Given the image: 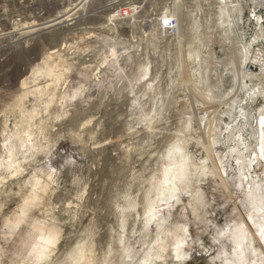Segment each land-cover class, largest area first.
I'll list each match as a JSON object with an SVG mask.
<instances>
[{
    "label": "rangeland",
    "instance_id": "obj_1",
    "mask_svg": "<svg viewBox=\"0 0 264 264\" xmlns=\"http://www.w3.org/2000/svg\"><path fill=\"white\" fill-rule=\"evenodd\" d=\"M80 2L0 6V264H142L151 250L156 264H264V70L237 64L250 43L264 56L259 0ZM49 58L60 85L40 75ZM177 144L193 166L179 197L156 205L161 234L146 200L160 198ZM50 230L59 240L37 262Z\"/></svg>",
    "mask_w": 264,
    "mask_h": 264
},
{
    "label": "bare ground",
    "instance_id": "obj_2",
    "mask_svg": "<svg viewBox=\"0 0 264 264\" xmlns=\"http://www.w3.org/2000/svg\"><path fill=\"white\" fill-rule=\"evenodd\" d=\"M86 0H81V2L76 6V8L78 6H80L83 2H85ZM264 0H259V6H263L264 7ZM115 3V2H114ZM84 5V3H83ZM75 8V9H76ZM74 9V8H72ZM71 11V10H70ZM73 13V12H72ZM64 17V15L62 16V18ZM67 17V15H66ZM58 21L59 19L57 20H52V21H47L45 23H42V24H38V25H34L32 27H28L27 31L28 32H23L22 34H29V33H34V32H37V31H41L43 29H46L50 26H55L58 24ZM111 21V20H110ZM258 21L259 23L261 24L262 23V17H258ZM163 26V25H162ZM26 30V29H25ZM260 33L256 36L255 38V41L259 40L262 36H263V32H262V27L259 31ZM4 39V37H1L0 40ZM3 41V40H2ZM253 46V43H250L249 45H246V46H243L242 49L243 51H240L238 53V58L240 59V62L238 64V66H241L243 64V62H245L246 64L250 63V64H256V65H262V59L264 58L263 56L259 55V53H256L257 56H255V54L250 57V54H251V51L248 50L251 49ZM67 48V47H66ZM60 52V51H59ZM60 55H58L59 57ZM50 59L49 58L48 60H46V62H44V66L40 73V75L43 73V75H45V77H48V78H52L53 81L55 82H60V81H63L62 77V73L60 72L59 73V66L58 65H53V64H50ZM48 61H50L48 63ZM205 62V61H204ZM52 63V62H51ZM61 63V62H60ZM65 63V62H64ZM63 63V64H64ZM200 63V62H199ZM42 64V63H41ZM62 64V65H63ZM203 64V63H202ZM61 66V65H60ZM65 66V64H64ZM63 67V66H62ZM41 68V67H40ZM64 68V67H63ZM65 69V68H64ZM262 70L263 67L261 68ZM70 70V69H69ZM67 72V71H66ZM33 73V71H32ZM64 74H66L65 72H63ZM69 74V73H68ZM68 74L66 76H68ZM263 74H264V71H263ZM31 75L33 76V74L28 73V76L26 78H24L21 82V87H25L27 86V81L31 78ZM38 75V74H37ZM36 75V76H37ZM39 75V76H40ZM70 75V74H69ZM200 76L201 78L207 83L208 82V78H207V73H206V69L205 68H200ZM38 77V76H37ZM44 77V78H45ZM35 78V77H34ZM47 78V79H48ZM65 78V77H64ZM67 78V77H66ZM32 79V78H31ZM62 79V80H61ZM238 79L240 80V86L244 85L242 83V80L245 79V78H240V75L238 76ZM203 81V83H204ZM54 83V82H53ZM65 84V83H64ZM55 84H53L54 86ZM60 85V83H59ZM52 86V85H51ZM57 86V85H56ZM70 86V85H69ZM60 87V86H58ZM53 88V87H52ZM47 89V88H46ZM59 89V88H58ZM49 90V89H48ZM52 90V89H51ZM260 91V94L264 97V89H258ZM58 91V90H57ZM212 91V90H211ZM50 92V91H48ZM47 92V93H48ZM46 93V92H45ZM54 93V92H53ZM49 94V93H48ZM55 95V93H54ZM47 97V96H46ZM51 97V96H49ZM63 98V97H62ZM52 99V98H51ZM56 99V97H55ZM203 99V98H202ZM63 100V99H62ZM53 101V100H51ZM50 101V102H51ZM206 101V100H205ZM239 100H237L238 102ZM62 102V101H61ZM204 104V103H202ZM238 104V103H237ZM242 104V103H241ZM208 106V105H207ZM212 107V104L211 106ZM239 108V107H238ZM208 110H211L208 109ZM213 110V109H212ZM242 110V109H241ZM209 121V120H208ZM259 128H257V135H258V140L259 142L262 140V147H261V150H262V153L264 155V107L261 108L260 110V123H259ZM12 157V155H11ZM166 158L168 159L169 161V166H168V169L166 170L165 172V178L164 180L160 181L159 184L157 185V190L160 191V198L159 199H149V197L147 196V204H148V210H147V213H146V223H150L151 221L155 220L158 225H159V229L162 231L161 234L164 233V225H165V221L159 217V214L157 212V206L156 205H159L158 203L160 202H166V201H169V200H172V199H175V198H178L179 195L177 194L178 193V182H180L181 180L187 178L189 176V172H190V167L193 166L192 164V160H191V157H190V154L187 153V151H185L183 148L179 147L178 144L177 145H174L172 148H170V150L167 152V155H166ZM256 160V159H255ZM15 165V163H13V161L9 164V168L12 169V167ZM216 171L218 173H220V167L219 165H216ZM45 193V192H44ZM159 197V196H158ZM163 197L167 198V199H164ZM157 198V197H156ZM164 200H163V199ZM34 201V200H33ZM28 205V204H27ZM26 208V207H25ZM27 209V208H26ZM26 211V210H25ZM27 213H25L24 216H26ZM263 215V214H262ZM43 227H45L43 225ZM47 228V226H46ZM48 229V228H47ZM51 229V228H50ZM49 230V229H48ZM55 231V229H52ZM46 232V231H45ZM45 232H42L40 233L39 235V242L38 244L36 245V247L34 248L35 250L33 251V254L34 256L36 257V261L37 262H43L45 259H47L48 257H50L51 255V252H52V247H55L56 244H57V241L59 240L58 236L56 234H54V232L52 233L51 230H50V233L48 231V234H46ZM58 233V232H56ZM58 237V238H57ZM159 242H162L163 238L162 236H159ZM177 250H176V256L177 257H181L183 258L184 255L181 254V244L179 242H177ZM160 250L162 249V251L165 249L164 246H161L160 244ZM158 252L159 250H151L149 252H147L144 256V258L142 259L141 263L142 264H156L157 261L160 260V256L158 255ZM263 254H264V247H263ZM86 257L84 255V252L81 253V255L79 256L78 252H77V257L76 255H73V257H71L76 263L80 262V261H84L86 260ZM127 258H131L132 259V256L128 255ZM80 259V260H79ZM79 260V261H78ZM125 262V261H124ZM123 262V263H124ZM122 263V264H123ZM129 263V262H128Z\"/></svg>",
    "mask_w": 264,
    "mask_h": 264
},
{
    "label": "built area",
    "instance_id": "obj_3",
    "mask_svg": "<svg viewBox=\"0 0 264 264\" xmlns=\"http://www.w3.org/2000/svg\"><path fill=\"white\" fill-rule=\"evenodd\" d=\"M17 1H21L22 2V0H0V6L1 7H3V9H4V15H5V13L7 12V11H11V12H14L15 11V2H17ZM30 1H34V2H36L37 0H30ZM113 2H116V1H118V0H112ZM264 3V2H263ZM21 4V3H20ZM22 8H25V10H27V9H31V8H28L27 6H25V7H22ZM260 11H262V25L264 26V7L263 8H261V10ZM32 12L35 14V15H37V16H44V14H45V10L42 8V6L40 7V6H38L37 4L35 5V7L33 8V10H32ZM0 16H3V14L2 15H0ZM115 16L117 17V18H119V19H125V18H128V16H129V10L128 9H122V10H119V11H116L115 12ZM15 23V22H14ZM175 23H176V21L175 20H173V19H171V20H168L167 21V24H165V25H163V27H165V28H163V29H165V30H169L170 29V27H172L173 25L175 26ZM173 26V27H174ZM21 27V26H20ZM19 27V28H20ZM23 27V26H22ZM25 27H27V26H25ZM18 29V25L17 24H15L14 26H13V28H12V30L13 29ZM261 52V51H260ZM261 53H264V52H261ZM264 57V56H263ZM263 67V69H264V58L262 59V65L260 66V65H250V72H252L253 70H256V69H258V70H261V68Z\"/></svg>",
    "mask_w": 264,
    "mask_h": 264
},
{
    "label": "snow or ice",
    "instance_id": "obj_4",
    "mask_svg": "<svg viewBox=\"0 0 264 264\" xmlns=\"http://www.w3.org/2000/svg\"><path fill=\"white\" fill-rule=\"evenodd\" d=\"M256 235L259 237V236L262 235V233H256ZM259 243H260V246H261V247H264V238L259 239Z\"/></svg>",
    "mask_w": 264,
    "mask_h": 264
}]
</instances>
